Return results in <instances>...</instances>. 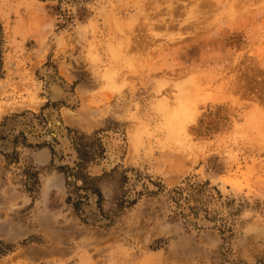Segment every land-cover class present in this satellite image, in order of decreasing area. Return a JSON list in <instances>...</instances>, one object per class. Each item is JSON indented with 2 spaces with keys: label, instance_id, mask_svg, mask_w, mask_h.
I'll list each match as a JSON object with an SVG mask.
<instances>
[{
  "label": "rangeland",
  "instance_id": "rangeland-1",
  "mask_svg": "<svg viewBox=\"0 0 264 264\" xmlns=\"http://www.w3.org/2000/svg\"><path fill=\"white\" fill-rule=\"evenodd\" d=\"M259 260L264 0H0V264Z\"/></svg>",
  "mask_w": 264,
  "mask_h": 264
},
{
  "label": "trees",
  "instance_id": "trees-1",
  "mask_svg": "<svg viewBox=\"0 0 264 264\" xmlns=\"http://www.w3.org/2000/svg\"><path fill=\"white\" fill-rule=\"evenodd\" d=\"M257 264H264V260H259Z\"/></svg>",
  "mask_w": 264,
  "mask_h": 264
},
{
  "label": "bare ground",
  "instance_id": "bare-ground-1",
  "mask_svg": "<svg viewBox=\"0 0 264 264\" xmlns=\"http://www.w3.org/2000/svg\"><path fill=\"white\" fill-rule=\"evenodd\" d=\"M54 122V121H53ZM55 124V123H54ZM208 175L210 176V174L208 173ZM212 176H213V174H212Z\"/></svg>",
  "mask_w": 264,
  "mask_h": 264
}]
</instances>
